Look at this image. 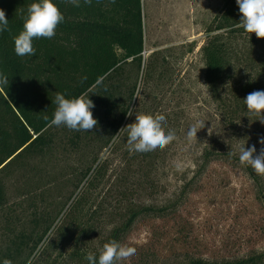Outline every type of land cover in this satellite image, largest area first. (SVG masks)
Instances as JSON below:
<instances>
[{
	"label": "trees",
	"instance_id": "trees-1",
	"mask_svg": "<svg viewBox=\"0 0 264 264\" xmlns=\"http://www.w3.org/2000/svg\"><path fill=\"white\" fill-rule=\"evenodd\" d=\"M33 2L38 0H0L10 29L0 33V71L9 79L7 86L0 87V264L5 260L11 264H88L89 251L98 256L103 244L113 239L123 244L140 220L164 219L179 205L132 204L139 190L154 192L158 188L153 172L162 150L129 152L123 128L128 125L127 112L136 100L140 78L161 80V73L155 77L161 65L154 56L152 60L144 57L143 0H92L91 5L82 3L78 8L53 0L65 20L52 39L41 38L48 54L47 70L67 76L70 62L59 58L74 59L83 49L95 53L105 48L107 55L63 93L66 98L87 93L95 104L91 111L97 126L90 132L49 126L44 117L51 120L55 103L33 105L27 93L28 86L48 72L46 66L36 55L20 57L14 51V37L22 30L23 17ZM223 2L201 49L204 80L217 132L238 142L243 138L253 142L247 139L248 131L253 125L263 128L264 123L260 117H248L243 100L253 91L264 90V38L237 26L241 14L236 0ZM215 147L202 152V164L182 196L194 180L206 174L211 162L225 161L244 170L264 200V175L241 165L238 154H228L233 151ZM117 154L125 169L115 175L119 184L109 188L113 178L110 159ZM62 160L70 161L71 190L60 196L58 181L47 180L50 172L41 169ZM101 186L109 189L99 200ZM56 194L54 199L66 198L65 202L52 204ZM152 256L142 252L126 264H155ZM185 264H264V251L231 261L190 259Z\"/></svg>",
	"mask_w": 264,
	"mask_h": 264
},
{
	"label": "rangeland",
	"instance_id": "rangeland-1",
	"mask_svg": "<svg viewBox=\"0 0 264 264\" xmlns=\"http://www.w3.org/2000/svg\"><path fill=\"white\" fill-rule=\"evenodd\" d=\"M223 5V0H143L144 57L152 60L154 56V61L161 65L155 77L161 73L163 78L152 81L140 78L133 115L127 124L135 122L137 113L163 114L166 131L174 132L176 139L162 150L154 164L153 176L158 188L154 192L139 190L132 204L162 207L178 202L179 205L164 219L144 218L136 224L123 243L134 247L136 253L125 264L138 259L142 252L153 253L155 264H185L190 259L231 261L264 251V200L259 198L255 184L244 170L225 161L211 162L206 174L194 180L182 196L185 185L202 164V152L215 147L216 140L220 144L215 148L238 155L242 145L246 148L254 145L257 153L264 148L259 143L264 138V127L258 129L253 125L248 131L247 139L253 142L245 138L238 142L217 132L218 123L204 80L201 49L207 40V29L222 12ZM33 44L36 56L46 66L48 54L42 48L43 41L36 39ZM106 55V49L100 48L95 53L83 49L75 53L74 59L61 56L59 61L71 65L67 76L54 75L46 66L48 72L28 86L32 104L39 107L54 104L56 92L64 93ZM198 120H204L205 126L197 132V139L190 142L186 132ZM107 155L108 151L104 152L103 156ZM119 155L110 159L113 178L107 185L109 188L112 183L119 184L115 175L125 169ZM69 163L62 160L41 169L50 172L47 180L58 181L59 195H68L71 190ZM109 188H99V200ZM16 189L12 190L13 196ZM58 194L51 198L52 204L65 202L66 198L54 199Z\"/></svg>",
	"mask_w": 264,
	"mask_h": 264
},
{
	"label": "clouds",
	"instance_id": "clouds-1",
	"mask_svg": "<svg viewBox=\"0 0 264 264\" xmlns=\"http://www.w3.org/2000/svg\"><path fill=\"white\" fill-rule=\"evenodd\" d=\"M65 3L74 7L81 4L91 5L92 0H64ZM99 2V0H97ZM115 3V0H111ZM240 21L237 26L242 28L249 35L255 33L257 38H264V0H236ZM65 17L58 5L53 0H38L31 3L27 8V13L23 17V27L18 35L14 37V51L20 57H32L36 55L37 49L33 41L36 39H52L56 35L57 27L63 23ZM10 30L6 13L0 9V33ZM204 68V67H202ZM8 77L0 71V87L7 86ZM204 85V84H203ZM249 113L248 117H260L259 121L264 123V90H256L249 93L243 100ZM53 103L56 108L51 120L47 116L44 119L49 126L67 127L72 131H92L98 124L91 111L95 104L89 99L87 93L78 97L66 98L63 93L56 92ZM127 114L133 115L130 109ZM166 117L163 114H135V122L128 124L127 147L132 153H147L155 150H164L171 144L176 135L172 131H166ZM205 126L204 120H198L186 132V138L191 142L197 139V132ZM211 128L209 134H211ZM264 145V138L259 140ZM235 155L233 152L228 153ZM239 162L241 165L250 166L258 175H264V148L257 154V149L253 145L239 147ZM136 253L134 247L121 244L116 240H110L103 244L97 253L89 251L85 257L88 264H121ZM3 264H11L5 260Z\"/></svg>",
	"mask_w": 264,
	"mask_h": 264
}]
</instances>
